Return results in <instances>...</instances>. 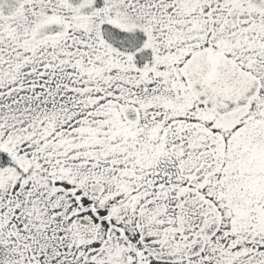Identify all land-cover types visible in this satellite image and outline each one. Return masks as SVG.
<instances>
[{
	"label": "snow or ice",
	"instance_id": "1",
	"mask_svg": "<svg viewBox=\"0 0 264 264\" xmlns=\"http://www.w3.org/2000/svg\"><path fill=\"white\" fill-rule=\"evenodd\" d=\"M0 264H264V0H0Z\"/></svg>",
	"mask_w": 264,
	"mask_h": 264
}]
</instances>
